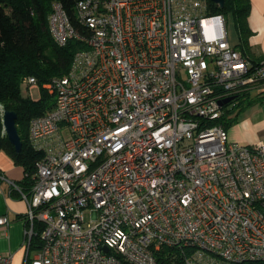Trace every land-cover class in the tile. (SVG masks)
Returning <instances> with one entry per match:
<instances>
[{
    "label": "built area",
    "instance_id": "built-area-1",
    "mask_svg": "<svg viewBox=\"0 0 264 264\" xmlns=\"http://www.w3.org/2000/svg\"><path fill=\"white\" fill-rule=\"evenodd\" d=\"M211 2L77 0L73 19L53 2L51 37L80 47L63 75L21 80L53 95L29 121L30 189L10 181L27 205L22 264L264 259V141L229 142L221 121L264 87V58L229 43Z\"/></svg>",
    "mask_w": 264,
    "mask_h": 264
},
{
    "label": "trees",
    "instance_id": "trees-1",
    "mask_svg": "<svg viewBox=\"0 0 264 264\" xmlns=\"http://www.w3.org/2000/svg\"><path fill=\"white\" fill-rule=\"evenodd\" d=\"M54 1L60 2L70 17L74 18V4L77 0H0V110L16 112L15 122L22 141L21 149L17 152L3 132L0 111V150L9 154L15 163L22 165L27 175L19 186L26 192L30 189V175L34 171L35 162L42 157V153L33 149L29 143V121L52 107L53 101L50 104L47 102L50 97L53 100V95L41 89L38 99L23 97L20 92L21 80L24 76L32 75L41 85L53 76L63 75L69 68L74 51L80 47L74 39L59 46L51 37L48 15ZM210 8L212 13L223 16L230 12L238 36L243 39L246 35L249 0H224L222 6L211 2ZM248 97L249 94L242 97L243 101ZM232 118L229 116L221 121L225 125ZM162 252L170 251L163 248ZM234 264H264V259Z\"/></svg>",
    "mask_w": 264,
    "mask_h": 264
},
{
    "label": "crops",
    "instance_id": "crops-1",
    "mask_svg": "<svg viewBox=\"0 0 264 264\" xmlns=\"http://www.w3.org/2000/svg\"><path fill=\"white\" fill-rule=\"evenodd\" d=\"M249 1L246 35L241 40L237 33L235 43L228 41L251 62H257L264 58V0ZM225 128L229 142L249 145L257 140L264 141V87L250 91L249 97L239 106L233 118L225 123ZM23 176L22 165L15 163L9 154L0 150V215H7L9 219L7 225H0V252H12V264L23 263V230L27 205L10 181L19 185Z\"/></svg>",
    "mask_w": 264,
    "mask_h": 264
},
{
    "label": "rangeland",
    "instance_id": "rangeland-1",
    "mask_svg": "<svg viewBox=\"0 0 264 264\" xmlns=\"http://www.w3.org/2000/svg\"><path fill=\"white\" fill-rule=\"evenodd\" d=\"M224 20H225V24H226V31H227V36H228V39L231 43H235L238 39L237 37V32H236V29H235V25H234V20H233V16L230 12H228L227 14H225L224 16ZM20 92H21V95L23 97H29L31 99H38L40 98L41 96V90L39 87H33L31 88L30 92L28 91V87L25 83H21L20 84ZM47 92V91H46ZM48 94H50L49 92H47ZM53 99V98H52ZM51 97L48 99V104L51 103ZM243 101L242 97H240L238 99V103L236 106H233L232 103H228L227 105L224 106L223 108V111H226L227 109H232L233 108V113H235L236 109L239 108V106L241 105V103ZM1 113H2V110H0ZM228 117L226 116H222L221 120H226ZM84 218H85V223L88 222L89 218H90V213L88 211H85L84 212Z\"/></svg>",
    "mask_w": 264,
    "mask_h": 264
},
{
    "label": "water",
    "instance_id": "water-1",
    "mask_svg": "<svg viewBox=\"0 0 264 264\" xmlns=\"http://www.w3.org/2000/svg\"><path fill=\"white\" fill-rule=\"evenodd\" d=\"M218 6H222L224 0H211ZM234 96H228L220 101V104L226 103L233 99ZM2 126L3 132L6 134L10 143L14 146V149L18 152L21 149L22 141L16 126V112L13 110H3L2 111Z\"/></svg>",
    "mask_w": 264,
    "mask_h": 264
}]
</instances>
